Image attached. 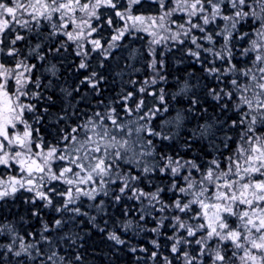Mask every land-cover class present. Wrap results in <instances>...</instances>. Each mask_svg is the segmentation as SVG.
<instances>
[{"label": "snow or ice", "instance_id": "obj_1", "mask_svg": "<svg viewBox=\"0 0 264 264\" xmlns=\"http://www.w3.org/2000/svg\"><path fill=\"white\" fill-rule=\"evenodd\" d=\"M94 235L106 264H264V0H0V264Z\"/></svg>", "mask_w": 264, "mask_h": 264}, {"label": "trees", "instance_id": "obj_2", "mask_svg": "<svg viewBox=\"0 0 264 264\" xmlns=\"http://www.w3.org/2000/svg\"><path fill=\"white\" fill-rule=\"evenodd\" d=\"M168 67L172 68L171 61H169ZM188 72H192L196 76L200 75L198 68L193 69L191 67H188ZM176 75H180L181 79H184L187 77L188 73L187 72L181 73L180 71L177 70ZM169 81H170L169 87L174 88V84H175L174 77L170 75ZM192 82L195 83V81ZM117 86L118 85H113V87H117ZM110 90L111 89H109V91ZM17 212L23 213V208L20 206L19 203H17L16 206L12 209V213H17ZM12 213H7L6 210V214L11 215ZM36 226L38 227V225ZM29 227H31V225H29ZM87 247L89 249V264H106V261L108 259L107 253L109 250L99 236L94 235L92 239L89 241ZM118 264H130L129 258L121 256Z\"/></svg>", "mask_w": 264, "mask_h": 264}]
</instances>
